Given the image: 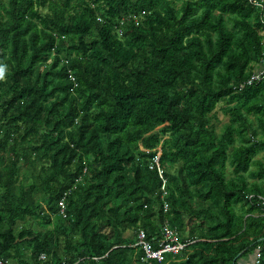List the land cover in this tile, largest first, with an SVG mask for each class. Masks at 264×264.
I'll list each match as a JSON object with an SVG mask.
<instances>
[{
    "label": "trees",
    "instance_id": "trees-1",
    "mask_svg": "<svg viewBox=\"0 0 264 264\" xmlns=\"http://www.w3.org/2000/svg\"><path fill=\"white\" fill-rule=\"evenodd\" d=\"M257 2L0 0L1 262L264 264Z\"/></svg>",
    "mask_w": 264,
    "mask_h": 264
},
{
    "label": "built area",
    "instance_id": "built-area-1",
    "mask_svg": "<svg viewBox=\"0 0 264 264\" xmlns=\"http://www.w3.org/2000/svg\"><path fill=\"white\" fill-rule=\"evenodd\" d=\"M247 2L251 4L254 8L255 7L261 8V5L259 2H257V0H247ZM254 66H255V69L252 70L251 75L250 77H248L246 82L240 83L237 86L238 91L243 89L244 86L251 85L253 82L256 83V82L264 80V46H263V51L261 52L260 58L258 62L256 63V65ZM157 157L158 155L153 160V163L156 168H157ZM157 175L158 176L160 175V171L158 170H157ZM249 198L250 196H248V199ZM258 199L261 202V204L264 206V199L259 198V197ZM58 207H59V212L62 214L63 207H62L61 202L58 203ZM162 210L163 212L166 210V205H163ZM260 216H264V212L263 214H260ZM156 244H157L156 248L152 249L151 243L145 240L144 232L142 230L137 231L135 246L140 248L142 252V257L140 259L142 263L162 262L164 255H167V254L176 255L185 246V244L181 243L178 240L177 236L174 233H172L166 225L163 226L161 233H160V238L156 240ZM258 260H259V253L258 251H255L252 254V257L250 260L240 261L237 264H258ZM0 264H7V263L0 261Z\"/></svg>",
    "mask_w": 264,
    "mask_h": 264
},
{
    "label": "rangeland",
    "instance_id": "rangeland-1",
    "mask_svg": "<svg viewBox=\"0 0 264 264\" xmlns=\"http://www.w3.org/2000/svg\"><path fill=\"white\" fill-rule=\"evenodd\" d=\"M215 112H216V117L218 118L219 122H221V120L222 121H225V119L222 118V116H221L220 112L218 111V109H216ZM225 173H226V177H229L230 176V169L229 168H226Z\"/></svg>",
    "mask_w": 264,
    "mask_h": 264
},
{
    "label": "clouds",
    "instance_id": "clouds-1",
    "mask_svg": "<svg viewBox=\"0 0 264 264\" xmlns=\"http://www.w3.org/2000/svg\"><path fill=\"white\" fill-rule=\"evenodd\" d=\"M4 76V70L2 67H0V79H3Z\"/></svg>",
    "mask_w": 264,
    "mask_h": 264
}]
</instances>
